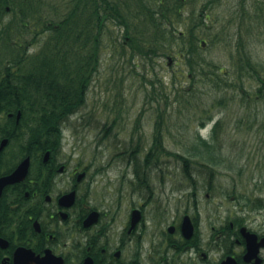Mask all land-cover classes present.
Listing matches in <instances>:
<instances>
[{
    "label": "rangeland",
    "instance_id": "rangeland-1",
    "mask_svg": "<svg viewBox=\"0 0 264 264\" xmlns=\"http://www.w3.org/2000/svg\"><path fill=\"white\" fill-rule=\"evenodd\" d=\"M56 2L63 10L65 3ZM205 2L188 0L185 10L199 15ZM204 9L206 23L202 19L206 27L202 39L206 43L200 48V65L204 72H200L195 81L176 46L170 55L156 58L150 55L147 60L137 56L133 60L130 43L127 48L122 45L124 33L116 28L115 33L121 38L107 43L101 50L98 76L87 81L88 100L76 112L77 116L65 123L64 146L66 151L73 152L74 161L90 165L91 173L96 176L95 194L108 189L114 195L124 185V192L131 193V183L122 182L125 173L129 179L134 176L133 166L126 164L128 155L125 153L138 146L143 158L155 137L157 121L163 119L167 124L163 122L161 132L171 148H165L170 154L177 148L184 153L194 151L191 145L195 143L197 132L209 138L217 123L221 124L216 141L213 140L220 146L218 162L204 165L201 155L190 158L191 173L198 179L205 180L215 169L216 183L211 187L213 197L209 199L212 211L216 207L223 212L235 211L237 201L253 208L257 205L255 198L264 204V89L262 93L259 91L264 83V0H216ZM249 10L258 14L259 19L249 20ZM10 16L11 13L7 18ZM187 17L188 21L200 18ZM29 35L32 39L33 33ZM14 49L11 42L5 43L0 47V57L11 56ZM36 50L38 46L34 45L29 51L33 54ZM168 56L175 57L171 63ZM152 61L164 80L163 92L161 84H154L155 71L150 72L149 67ZM192 83L197 92L191 103L185 104L183 101L190 96L185 90ZM218 99L224 102L213 105ZM203 121L207 122L204 126ZM169 158L172 165L164 168H169L173 175L168 178L174 180L165 184L163 194L178 197L189 194L180 160L176 161L174 156ZM153 171L152 178L159 179L160 171ZM201 184L204 195L206 187L204 182Z\"/></svg>",
    "mask_w": 264,
    "mask_h": 264
},
{
    "label": "flooded vegetation",
    "instance_id": "flooded-vegetation-1",
    "mask_svg": "<svg viewBox=\"0 0 264 264\" xmlns=\"http://www.w3.org/2000/svg\"><path fill=\"white\" fill-rule=\"evenodd\" d=\"M21 116L0 114V264H264V204L212 211L207 178L163 194L173 173L156 164L125 175L129 194H95L90 165L32 140Z\"/></svg>",
    "mask_w": 264,
    "mask_h": 264
},
{
    "label": "trees",
    "instance_id": "trees-1",
    "mask_svg": "<svg viewBox=\"0 0 264 264\" xmlns=\"http://www.w3.org/2000/svg\"><path fill=\"white\" fill-rule=\"evenodd\" d=\"M186 1L62 0L65 3L62 10L56 0H0V47L7 42L15 46L11 56L0 57V112L21 109L20 125L31 132L32 140H40L45 146L61 144L65 123L88 100L87 81L94 71L99 73L101 50L107 43L121 38L115 33L116 28L124 33L122 45L127 48L130 43L133 60L137 56L147 60L150 55L155 58L170 55L175 46L179 47V56L185 59L195 81L198 74L204 72L200 65L201 40L206 27L203 10L216 0H206L199 15L185 10ZM60 10L62 14L58 15ZM9 13L11 16L7 18ZM189 15L200 18L188 21ZM250 18L252 20V14ZM30 33H33L32 39ZM34 45L38 50L31 54L29 50ZM149 67L150 72L155 71L154 84H161L163 92L166 86L156 71L155 61ZM263 89L264 83L259 91L262 93ZM185 91L190 96L183 102L191 103L197 92L193 83ZM223 102L224 99H218L212 104ZM163 122L166 123L163 119L157 121L158 129L145 158L138 157L139 151L132 154L131 162L137 173L143 167L161 164L165 156L180 160L188 178H193L190 158L201 155L204 165L218 162L220 146L213 140L216 141L220 123L209 138L197 132L195 143L191 145L194 151L184 153L179 148L170 154L165 150L167 140L161 132ZM154 149L160 150L154 153Z\"/></svg>",
    "mask_w": 264,
    "mask_h": 264
},
{
    "label": "bare ground",
    "instance_id": "bare-ground-1",
    "mask_svg": "<svg viewBox=\"0 0 264 264\" xmlns=\"http://www.w3.org/2000/svg\"><path fill=\"white\" fill-rule=\"evenodd\" d=\"M58 146H60V147H61V146H62V147H64V146H65V144H64V143H61V144H59Z\"/></svg>",
    "mask_w": 264,
    "mask_h": 264
}]
</instances>
